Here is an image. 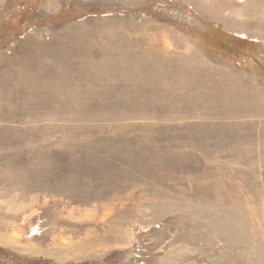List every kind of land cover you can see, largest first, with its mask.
<instances>
[{
    "label": "rangeland",
    "instance_id": "1",
    "mask_svg": "<svg viewBox=\"0 0 264 264\" xmlns=\"http://www.w3.org/2000/svg\"><path fill=\"white\" fill-rule=\"evenodd\" d=\"M0 264H264V0H0Z\"/></svg>",
    "mask_w": 264,
    "mask_h": 264
}]
</instances>
